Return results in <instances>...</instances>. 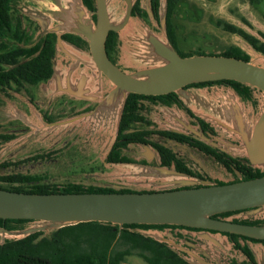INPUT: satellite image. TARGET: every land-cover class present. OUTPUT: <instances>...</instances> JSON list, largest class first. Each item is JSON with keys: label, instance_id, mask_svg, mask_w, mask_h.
Wrapping results in <instances>:
<instances>
[{"label": "water", "instance_id": "1", "mask_svg": "<svg viewBox=\"0 0 264 264\" xmlns=\"http://www.w3.org/2000/svg\"><path fill=\"white\" fill-rule=\"evenodd\" d=\"M26 1L31 2V5L27 6L28 13L39 22L44 33L54 32L57 34L53 75L47 82L40 84L45 86L47 93L51 91L50 94L54 96L58 93L56 90L58 85L61 86L64 81L66 82L64 89L66 92L72 93L77 98L97 103L92 110L80 112L62 121L47 123V125L58 128L71 122L84 119L94 121L98 118L103 122L114 123V143L129 94L159 95L178 92L184 99H187L196 92V90L192 92L189 88H185L189 84L222 79L236 80L256 88L262 94V98H259L261 112L258 117H255L253 113L252 116L246 113V108L241 102L242 99L233 88L229 87L231 89L225 91L227 98L224 106L213 109L209 111L208 115H204L207 121L217 123L215 125L222 128V137L215 138L218 142L205 135L204 132H198L182 118L175 129L183 131V128H187L195 133V137L232 156L245 155L253 166L263 169L264 64L254 62L252 59L247 61L219 54L182 56L171 43L167 31L166 40L149 31L147 40L150 44V52L152 58L159 63L128 72L108 56L106 40L110 31L120 33L126 27L133 16L132 11L136 0H124L126 10L120 20H116L108 0H95L96 10L94 11L89 10L83 0ZM45 2L46 5H44ZM149 12L150 15H153L151 10ZM94 15H96V19H94ZM162 24L166 27V14L162 16ZM64 33H73L84 39L87 42L86 50L64 40L62 37ZM239 36L236 37L239 38ZM244 41L249 44L245 39ZM237 46L239 45L237 44ZM250 46L252 47V45ZM84 51H87L89 62L80 63L79 53L84 54ZM245 51L249 53V51ZM250 51L256 50L252 47ZM58 52L66 54L73 61L71 60L69 64H63L62 61L60 63ZM258 53L262 54L259 56L264 60V54ZM61 64L63 68L60 67ZM82 64L88 65L92 71L96 72L97 76L94 73L86 74ZM76 72L79 76L74 78ZM92 79H94V86L89 88L87 85ZM106 83H110L111 87L104 93ZM197 98L202 100L198 95ZM235 136L240 138V144H235L228 139L236 138ZM169 141L174 142V145L169 143L166 145L175 151L185 153L190 147L172 139ZM141 145L148 153L147 157L155 155L149 145ZM202 154L206 156L204 153ZM192 155L195 156L193 153ZM196 160L201 163L202 156L197 157ZM106 163L126 167L131 173L130 177H144L148 179L149 183L164 187L159 190L137 191L123 185H112L110 187L116 190L127 188L133 191L77 193H27L0 188V218L29 219L39 223L22 229H9L0 226V235L7 237L6 239H20L38 231L49 233L68 225L98 221L118 224L121 228L124 224L134 223L183 225L264 239V224H243L213 217L218 213L243 209H251V213L254 214L263 212L264 175L247 180L215 184L210 180L191 176L174 167L160 164ZM238 174L240 175L239 172ZM136 181L132 182L136 183ZM138 231L159 241L167 242L170 246L176 245L171 239L174 238L171 233L167 234V238L151 228L138 229ZM202 237L213 245L220 243L208 232L202 234ZM5 240L1 243L3 244ZM171 248L178 252L177 248L173 246ZM178 248L184 250L181 245H178ZM187 251L192 255L193 260L184 258L190 263L219 264L218 261L214 262L198 253ZM200 251L209 256L203 249Z\"/></svg>", "mask_w": 264, "mask_h": 264}, {"label": "rangeland", "instance_id": "2", "mask_svg": "<svg viewBox=\"0 0 264 264\" xmlns=\"http://www.w3.org/2000/svg\"><path fill=\"white\" fill-rule=\"evenodd\" d=\"M108 2L116 20H120L125 13L126 2L124 0H108ZM142 2L146 6V0H142ZM21 3L23 4L21 0L16 1V4L14 3V9L16 7L21 9L22 7L18 6ZM165 7L166 0H161V17L165 14ZM28 11L29 9L27 8V14ZM14 13H17L16 9ZM253 14H256L260 19H264V0H257L253 5L248 0H184L178 12V16L180 17L178 29L181 37H179L181 47L186 53L193 55L197 54L195 50L199 49V47H202L206 52L220 54V51L225 50L227 47L238 44L249 51L251 59L254 62L264 64V60L262 61L257 58V56L262 54L256 51H250L252 47L243 38L237 34L225 31L217 23V18H224L238 22L241 25H246L240 17L242 15L250 17ZM38 30L41 32V27ZM149 31L166 40V27L155 19L146 20L139 16H132L126 27L120 31L118 51L114 55V58L124 70L133 72L159 63L152 58L150 52V44L147 40ZM236 36H239V38ZM110 87L111 84L106 83L104 93ZM223 88L226 90L231 89L226 86ZM45 89V86H36L34 88L35 96L41 108L47 111L51 110L52 114L57 117L54 122L77 115V113L73 112L74 109L69 108L64 114L66 116L64 119L61 117V119L58 118L60 115H63L59 113L62 111L61 107L57 106L62 97L53 96L50 94L51 91L47 93ZM2 96L5 100L0 101V131L7 130L11 132L13 129H16V137L0 145V163L5 161H11L13 163L23 160L26 161L20 164L16 163V165L0 167V174L11 172L46 174V182L57 185H66L68 183L82 184L84 186L94 185L98 187L123 185L137 191L159 190L164 187L149 183L148 179L144 177H137L138 179L136 177H130L131 173L126 167L106 163V154L115 138L114 123H108L109 121L103 122V120L98 118L94 121L84 119L67 123L57 128V126L47 125L49 122L45 121L41 111L35 108L33 104H23L27 100L25 96L11 98L5 93ZM260 97L262 98V94L257 91L256 100H258V103L255 104L256 106L249 107L254 112L255 117H258L261 112L259 104ZM66 98H69V96H66ZM12 103L22 110H19V112L23 114V120H21L23 122L8 118V113L14 112ZM250 105H252L251 102ZM77 107L80 108L79 106ZM246 113L248 114V112ZM4 116L7 118H4ZM215 124L217 125V123ZM217 128L219 131L222 130V128ZM182 130L186 132L185 128ZM155 139L174 145V142H170L169 140H162L158 137H155ZM149 146L157 153L153 146ZM188 148L185 153H181L185 154L189 160L196 161L197 164L195 167L202 169L204 175L209 177L211 182L215 180L228 182L235 179V176L214 158L204 156L195 148ZM178 149L180 148L178 147ZM37 153L43 154L46 157L37 160L33 159V156ZM127 153L134 158H141L145 156L146 151L141 144H131ZM200 156H202L201 163L196 160ZM159 162V156L156 155L151 165H159ZM132 181H136V183ZM4 185L7 186V184ZM244 214L247 215L248 213H242V215ZM242 215L240 216L242 217ZM257 218L264 219V210L257 214ZM37 224L39 223L36 221L26 222L21 224L20 227L18 226V229ZM151 229L157 231L158 234L164 237H167L168 233H172L169 228ZM213 236L223 245L225 250L221 257L215 260L219 264H231L233 259L241 261L245 258L240 251L234 250L232 243L226 236L221 234H215ZM6 238L0 235V243ZM171 239L176 244H172L171 246L177 249H179L178 245L182 246L181 242L177 239ZM209 245L212 246L211 243ZM118 247L121 248L123 246L119 245ZM254 251L259 256L261 262H263L264 249H262L261 245L256 244ZM134 252L135 254L128 256L122 264H148L136 254V251ZM182 256L193 260L192 257L184 254Z\"/></svg>", "mask_w": 264, "mask_h": 264}, {"label": "trees", "instance_id": "3", "mask_svg": "<svg viewBox=\"0 0 264 264\" xmlns=\"http://www.w3.org/2000/svg\"><path fill=\"white\" fill-rule=\"evenodd\" d=\"M180 0H166L167 16H168V37L174 47L182 56H190L193 54L182 53L178 50L175 40V26L171 21V17ZM255 3L257 0H249ZM84 5L91 11L96 10L95 0H83ZM160 0H151V6L156 13L159 8ZM12 0H0V36H4L8 30H12ZM141 11L139 2L135 7L133 16L144 14ZM96 19V15H94ZM17 29H21L18 25ZM224 30L238 34L244 38L252 47L264 54V41L258 37L251 35L236 27L235 25L225 23ZM16 34V33H15ZM17 35V34H16ZM33 48H26L21 37L16 39L18 48L8 51V42L10 40H0V87L11 80L20 84L21 79H25L33 84L47 81L52 77L54 71V57L56 55V33L49 32L45 34ZM264 38V32L260 33ZM63 39L78 46L79 42H87L80 36L72 33H65ZM119 33L110 31L106 40V51L113 62L117 63L113 55L118 51ZM12 43V42H11ZM25 54L26 59L20 61L17 59L19 54ZM204 54V52H197ZM219 55L237 57L249 61L250 54L237 45L227 47ZM3 64H12L11 68L5 69ZM22 83V82H21ZM212 83H225L233 88L240 96L251 99L253 88L248 84L241 83L236 80L208 81L201 83H193L189 86H201ZM177 92L167 95L147 96L142 94L131 93L127 97L126 104L120 120L118 133L109 151L106 161L110 163H138L126 156L124 150L129 144H150L158 152L160 156V165L166 167H174L180 172L187 173L191 176L203 178L196 175L191 169L186 167L184 159L173 150L170 146L161 142H150L147 138L152 134L151 130L137 129L134 125L139 121H145V117L141 114V106H139L140 98L160 99L161 101H169L177 97ZM160 135L168 139H172L181 144H187L190 147L202 151L206 156L214 158L218 163L223 165L235 176V182L241 179L247 180L264 175V170L253 168L249 164L243 163L238 158H234L226 152L220 151L214 146L200 140L191 139L185 134L159 131ZM4 141H0V145L9 141L11 136L0 135ZM8 166V163H3ZM241 178L238 177V172ZM204 179V178H203ZM225 181H215V184H225ZM5 183L7 186L1 184ZM0 188L27 192V193H77V192H131V189L116 190L112 187H98L94 185L84 186L82 184L69 183L63 187H58L45 181L40 176L31 174H23L11 172L0 174ZM238 211L226 212L222 215H229ZM217 215H214L216 217ZM29 219H7L0 218V226L9 229L20 227L21 224L29 222ZM241 223L261 224L263 222L256 220H234ZM171 224H124L121 228L118 224L89 221L78 224L68 225L49 233L38 231L20 239H6L0 243V264H122L130 255L136 254L143 258L148 264H193L182 258L174 251L167 242L159 241L153 237L147 236L138 231V229L162 228ZM179 226V225H177ZM235 244L252 260L254 258L253 251L248 246H242L238 243V239H250L253 241H263L237 234H229ZM123 246L119 248L118 246Z\"/></svg>", "mask_w": 264, "mask_h": 264}, {"label": "flooded vegetation", "instance_id": "4", "mask_svg": "<svg viewBox=\"0 0 264 264\" xmlns=\"http://www.w3.org/2000/svg\"><path fill=\"white\" fill-rule=\"evenodd\" d=\"M16 1H20V0H12V9H11L12 16H13L12 30H8L5 33L4 36H0V40H5V41L10 40V42L7 43L8 44V47H7L8 51L15 50V49L18 48V44L19 43L16 40L18 38V36H19V38L21 37V40H22L23 44H26V48H33L42 38H44L46 36L45 35L46 33H49V32L44 33V30L42 29V27L39 24V22L36 21L35 19H33L32 16L29 13L28 14L26 13V6L31 5V2L28 3L26 0H21L23 2V4L21 3L18 6L22 7V8L19 9V8L16 7L15 9L17 10V13H14L15 12L14 3L16 4ZM137 2H139V7L141 8V11L143 10V11L147 12V16L144 13H143L144 15H142V16H139V15H136V16L142 17V18H144L146 20L147 19L148 20L155 19L161 25H163L162 24V17H161V0H160L159 8H158L156 13L152 9L151 0H146V6L143 5L142 0H136L135 4H134V7H133L132 13L135 10ZM183 2H184V0H180L177 3L176 8H175V10L173 12V15L171 17V21H172V23L175 26V33H176L175 34V40H176L177 48H178V50L180 52L186 53V51L181 47V44H180V38L181 37L179 35V29H178L179 24H180L179 23L180 22V20H179L180 17L178 16V12H179V9H181V6H182ZM25 4H26V6H25ZM251 4L253 5V3H251ZM149 10L152 11L153 15H150ZM165 14H166V31H168V26H167V22H168L167 6L165 7ZM240 19L242 20V22H244L249 27H247L246 25L238 24V22H233V21H230V20L224 19V18H217V23H218L219 26L223 27V29H224V24L225 23H229V24L235 25L236 27H238L240 29H243L247 33H249L251 35H254V36L258 37L259 39H261L262 41H264V38L260 35V33H262V31H257L256 34L250 32L254 28V26L248 20L247 16L242 15L240 17ZM18 25L21 26L20 30L17 29ZM39 27H41V32H40V30H38ZM63 35H62V37H63ZM56 39H57V34H56ZM181 40L184 41L183 39H181ZM79 43H80L81 48L86 50V43H84L82 41L79 42ZM195 51L199 52V53L204 52V54H213V53H210V52H206L202 47H199V49H196ZM223 51L224 50H222L220 52L222 53ZM25 57H26V55L21 53V54H19V56H17V59L22 61V60L26 59ZM113 57H114V55H113ZM12 66H13L12 64H3V67L5 69L11 68ZM222 80H227V79H222ZM222 80H217V81H222ZM47 81H44V82H47ZM21 82H20V84H18L15 81L11 80L9 83H6V84L2 85L0 87V101L5 100L4 97L2 96V94H4V93L8 97H11V98H14V97L17 98L19 96H21V97L25 96L27 98V100H25L24 101L25 103H23V104H25V105H27V104L32 105L33 104L35 108H37V109H39L41 111V113L43 114V117H44L46 122L54 123V121L57 119V117L52 114L51 110L47 111V110H44L43 108H41V105L39 104V102H38V100H37V98L35 96L36 94H35L34 88L36 86H38L41 82H39L38 84H33V83H31V82H29V81H27L25 79H21ZM206 82H208V81H206ZM215 85L223 86V87H225V86L229 87L225 83H219V84L212 83V84H209V85L206 84V85H201V86H198V87L197 86H189L187 88H189V89H192V88L197 89L199 87L200 88L201 87H210V86H215ZM39 86H41V84ZM170 93H172V92L165 93V94H159V95H167V94H170ZM256 93H257V89H254L251 99L244 98V97H242V96H240L238 94L240 96V98L242 99L241 102L244 104V107L246 108V112H248V114H251V116H252V113L254 114V112L249 107H252V106H254L255 104L258 103V100H256ZM136 94H138V93H136ZM142 95H146V94H142ZM159 95H147V96H159ZM177 95L178 96L175 99L169 101V103H167L166 101L163 102L160 99H154L153 100V99H150V98H140L139 99V106H141L140 112L145 117V121L144 120L143 121H139L134 126L137 129H141V130H145V129L151 130L152 134L147 136V138L150 140V142H161V143H165V145H166L168 142L160 141V140L158 141V140L155 139V137H158L159 139H162V140H169L165 136L160 135L158 132L159 131H171V132L185 134L188 137H190L191 139H196V140H200V141H203V142L207 143L206 141L195 137V133L190 131L187 128H185L186 132H184V131H176L175 128H177L178 124H171V123L164 124L162 122V120L166 119V115H164L163 109L176 110V111H180L182 113V115H183L182 116L183 120L189 122V124L193 128H195L198 132L202 131V132H204L205 135H207L208 137L212 138L214 141L218 142V140H216L215 138L216 137H222L221 130L219 131L217 126L214 123L209 122L204 117H202L201 115H198L188 105V103L185 101V99L178 92H177ZM55 96H58V95H55ZM66 96L65 95L64 96L61 95L62 99L60 100V102L57 105V106L61 107V110H62L59 113L63 114V115H60L58 118L61 117V118L64 119L66 117L64 114L68 111L69 108L70 109L71 108L74 109L73 112L78 114L80 112H84V111H88V110L94 109L96 104H97L96 102H92V101H90L88 99L80 100V99H75V98H72V97L66 98ZM250 102L252 103V105H250ZM77 106H79L80 108H78ZM13 107H14V109H13L14 112L8 113V115H9L8 118H11V120L17 119L20 122H23V121H21V120H23V114H22V112H19L20 108H18L17 105H14V104H13ZM20 111H22V110H20ZM17 113H18V115H17ZM15 115H17V116H15ZM4 118H7V117L4 116ZM15 134H16V129H13L11 132H9L7 130L6 131H0V135H9V136H11L10 140H12L13 138L16 137ZM228 139L231 140L232 142H234L235 144H240V138H238V137H236V138H228ZM0 141H4V140L2 138H0ZM131 144H133V143H131ZM131 144H129L128 148L124 150V154L126 156H128V158H130V159H132V160H134V161H136L138 163L151 164L152 160H154L156 158V155L159 156V154L157 152V153H155L154 156H152L150 158L147 157L148 153H146L145 156H143L141 158H134V157L130 156L127 153V151L129 150V147H130ZM147 145H150V144H147ZM214 147L217 148L220 151H223V150H221L220 148H218L216 146H214ZM176 152L179 154V156L181 158L184 159V163H185L186 167L191 169L194 173H196V175H200L206 180H211L209 177L204 175V171L202 169H198V168L195 167V165L197 164L196 161L189 160L186 157L185 154H182L179 151H176ZM200 152L203 153L202 151H200ZM223 152H226V151H223ZM46 155H48V154H46ZM230 156H232V155H230ZM44 157H46V156L43 155V154L37 153L36 155L33 156V159L37 160V159L44 158ZM232 157L238 158L243 163L249 164L253 168H258L260 170H264V169H262L260 167L253 166L245 155H243V156H232ZM159 159H160V156H159ZM24 161H26V160L17 161L15 163H13L11 161H7V162L5 161L3 163H8V166H9V165H14V164L16 165V163L20 164V163H22ZM105 161H106V159H105ZM160 162H159V164H160ZM3 163H0V167H7V166H3L2 165ZM18 173H23V172H18ZM23 174H31V175H35V176H40L41 178L45 179V181L47 180V177H46L47 175L46 174L45 175L32 174V173H23ZM240 176H241V174L240 175L238 174L239 178H240ZM215 181H221V180H215ZM1 184L4 185L5 183H1ZM55 185H57V184H55ZM57 186L60 188V187H63L64 185H57ZM236 211H238V210H236ZM251 211H252L251 209H243V210H240L239 212H235V213H232V214H229V215H222L223 213H226V212H223V213L215 214L217 216L216 217L213 216V217L216 218V219H219V220H231L233 222H237V221H234V220H256V221H261L263 223H261V224H252V225H263L264 224V219H258L257 218V214L256 213L254 214L253 212L251 213ZM228 212H233V211H228ZM242 213H248V214L247 215H245V214L242 215ZM240 215H242V217ZM3 220H7V219H3ZM238 223H241V222H238ZM243 224H249V223H243ZM163 228H169L170 231L173 233V234L172 233L171 234L174 236V239H177L178 241L181 242L182 247L184 248V250L183 249H178L177 253L182 258H184V256H182V254H184L186 256H189V257H192V255L187 251V250H189V251H192L194 253H198L201 256H204L205 258L216 262L215 260L217 258L221 257V255L225 252V250H224L222 244L219 243L218 246L211 244L212 246H210L209 245L210 241H208V240L205 241L203 239L202 234L208 232L210 235L221 234L223 236H226L227 239L232 243V246H233L234 250L235 251H240L241 254H243L245 256V258L242 259L241 261L237 260V259H233L231 261V264H264V259L262 258L263 262H261L259 256L256 254V252L254 251V249L251 246V244H256V243L264 244L263 241H253V240H250V239H243L241 237L238 239V243L240 245L248 246L254 252L253 253L254 258L251 260L240 249V247H238L235 244V242L232 240V238L229 235V234H236V233L218 231V230H214V229L194 228V227L183 226V225H179V226L170 225V226L162 227L161 229H163ZM237 235L245 236V235H241V234H237ZM246 237H249V236H246ZM249 238H253V237H249ZM254 239H257V238H254ZM258 240H264V239H258ZM199 249L200 250L203 249L204 251H206L209 254V256H206Z\"/></svg>", "mask_w": 264, "mask_h": 264}, {"label": "crops", "instance_id": "5", "mask_svg": "<svg viewBox=\"0 0 264 264\" xmlns=\"http://www.w3.org/2000/svg\"><path fill=\"white\" fill-rule=\"evenodd\" d=\"M44 5H46V2L44 3ZM247 18L252 23V25L254 26V28L251 31L249 30L250 32H252L254 34H256L257 31L264 32V19L258 18V16L256 14H253V16H250V17L247 16ZM263 18H264V16H263ZM238 24H240V23H238ZM86 52L84 51V54L79 53V57L82 60V61L79 60L80 63H83L85 61L89 62L88 55L86 54ZM58 58H60L59 62L61 63V61H62L63 64H69V62L72 60L71 58H69V56H67L66 54L64 55L62 52H58ZM60 67L63 68V65L61 64ZM82 68H84L86 74L91 75L94 73V75L97 76L96 72L92 71L88 65L82 64ZM78 76H79V74H78V72H76L74 74V78H77ZM64 80H65V78H64ZM65 85H66V82H64V81H63L61 86L58 85V87L56 89L58 93L56 95H58V96H61V95L66 96L67 95V96L75 98V99H80V100L84 99V98H77L76 96L72 95V93L66 92L64 90ZM92 86H94V79L90 80V83L87 85V87H89V88ZM222 87L223 86H220V87L219 86H210V87H201V88L199 87L198 89L192 88V89H190V91L194 92L193 90H196V92H194L195 94L192 95L190 98L185 99V101L198 115H201L202 117H204V115L209 114V111H212L213 109H217L218 107L224 106L225 99L227 98V96H226L227 94L225 93L226 89L222 88ZM69 90H70V88H69ZM197 95L200 96L202 100L197 98ZM163 113H164V115H166V119L162 120V122L164 124H169V123L179 124L181 122L180 119L183 116L180 111H176V110L163 109ZM256 244L261 245L262 249H264V244H262V243H256ZM256 244H254V245L251 244L253 249L256 246Z\"/></svg>", "mask_w": 264, "mask_h": 264}, {"label": "bare ground", "instance_id": "6", "mask_svg": "<svg viewBox=\"0 0 264 264\" xmlns=\"http://www.w3.org/2000/svg\"><path fill=\"white\" fill-rule=\"evenodd\" d=\"M257 58H258L259 60H262V61H263V59L261 58V56H257Z\"/></svg>", "mask_w": 264, "mask_h": 264}]
</instances>
